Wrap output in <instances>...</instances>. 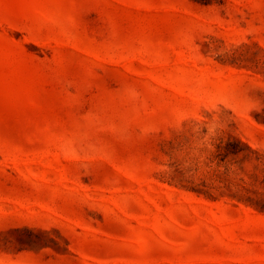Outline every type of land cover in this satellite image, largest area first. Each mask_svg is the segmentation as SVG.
<instances>
[{
	"label": "rangeland",
	"instance_id": "rangeland-1",
	"mask_svg": "<svg viewBox=\"0 0 264 264\" xmlns=\"http://www.w3.org/2000/svg\"><path fill=\"white\" fill-rule=\"evenodd\" d=\"M0 264H264V0H0Z\"/></svg>",
	"mask_w": 264,
	"mask_h": 264
}]
</instances>
